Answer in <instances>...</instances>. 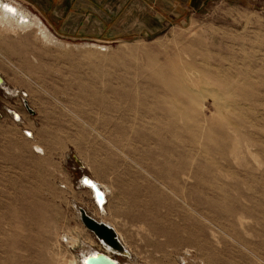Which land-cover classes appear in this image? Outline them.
Here are the masks:
<instances>
[{
  "label": "rangeland",
  "instance_id": "obj_1",
  "mask_svg": "<svg viewBox=\"0 0 264 264\" xmlns=\"http://www.w3.org/2000/svg\"><path fill=\"white\" fill-rule=\"evenodd\" d=\"M2 1L62 46L0 28V264L104 252L76 206L124 237L119 264H264V0H206L115 42L61 37ZM182 76L192 104L170 88ZM144 125H168V139ZM83 176L109 189L106 217Z\"/></svg>",
  "mask_w": 264,
  "mask_h": 264
},
{
  "label": "crops",
  "instance_id": "obj_2",
  "mask_svg": "<svg viewBox=\"0 0 264 264\" xmlns=\"http://www.w3.org/2000/svg\"><path fill=\"white\" fill-rule=\"evenodd\" d=\"M61 37L115 42L151 34L206 0H22ZM198 9V8H197Z\"/></svg>",
  "mask_w": 264,
  "mask_h": 264
},
{
  "label": "bare ground",
  "instance_id": "obj_3",
  "mask_svg": "<svg viewBox=\"0 0 264 264\" xmlns=\"http://www.w3.org/2000/svg\"><path fill=\"white\" fill-rule=\"evenodd\" d=\"M9 2V1H8ZM32 17H33V15H32ZM25 18H27V20L25 21ZM26 23V24H25ZM28 23V24H27ZM0 28L5 32V33H18V32H21V31H29V30H34V31H36V32H38V34L37 35H39L40 36V38L42 39V40H44V42H46V43H50V44H53V45H55V46H62L61 44H58V42L57 41H55V39H54V37H52L51 35V33H50V31H49V29H47V27H45V25H43L38 19H34V18H31V17H29L28 16V14L23 10V9H21V7L19 6V5H16L15 3H5V2H3L2 0H0ZM93 47V46H92ZM98 48V47H97ZM102 49V48H101ZM103 51H104V49H103ZM195 59H196V57H195ZM188 61V60H187ZM197 62V61H196ZM195 62V63H196ZM205 65V64H204ZM183 66H185V65H183ZM187 66V65H186ZM185 68V69H184ZM183 68V73L185 74V76H188V69H187V67H184ZM194 71V70H193ZM211 72V71H210ZM195 73H197V72H195ZM191 74H193L192 72H191ZM176 75H179V74H176ZM185 76H182V77H180L181 78V80H179V79H177V80H175L174 79V84H170L169 83V85H170V88H172L173 90H182L184 93H186L188 96V98H189V100H190V103L192 104L193 102H194V100H195V98H196V93L194 92V91H192V89L190 90V88L185 84V82H184V79L185 78H183V77H185ZM192 76V75H191ZM177 77H179V76H177ZM197 77V76H196ZM194 78V77H193ZM186 80V79H185ZM200 80V79H199ZM190 81V80H189ZM188 80H187V83L189 82ZM193 81H194V79H193ZM196 81V80H195ZM190 82H192V81H190ZM203 82H206V81H203ZM200 83V82H199ZM193 84V83H192ZM195 84H197L196 82H195ZM203 84V83H202ZM150 85V84H149ZM160 85V84H159ZM207 85V84H206ZM5 86V84L2 86V88ZM161 86V85H160ZM198 86V85H197ZM208 86V85H207ZM152 87V86H151ZM155 87V86H154ZM194 87H195V85H194ZM210 87V86H209ZM162 88V87H161ZM152 89V88H151ZM158 89V88H157ZM156 89V90H157ZM163 93L164 94H166V95H168V79L167 80H164V83H163ZM200 91V90H199ZM203 91H205V89L203 90ZM209 91H211V90H209ZM156 92H158V91H156ZM193 94H192V93ZM216 92V91H215ZM159 93V92H158ZM158 93H157V95H158ZM180 93V92H179ZM208 93V92H207ZM195 94V95H194ZM198 94V93H197ZM204 94V93H203ZM182 95V94H181ZM208 95V94H207ZM155 96V95H154ZM198 96V95H197ZM212 96H214V95H212ZM211 96V97H212ZM207 97V96H206ZM219 97V96H218ZM157 98V97H156ZM184 98V97H183ZM202 98V97H201ZM213 98V97H212ZM221 98V97H220ZM158 100V99H157ZM202 100H204V98L202 99ZM221 100V99H220ZM214 102V101H213ZM163 103L166 105V107H168V96L166 97V100L165 101H163ZM162 104V103H161ZM214 104V103H213ZM190 105V104H189ZM214 105H217V104H214ZM218 106V105H217ZM221 106V105H220ZM191 107V106H190ZM226 109V108H225ZM190 110V109H189ZM130 111V110H129ZM151 111V110H150ZM130 112H133L132 110L130 111ZM162 113V112H161ZM163 114V113H162ZM142 115V114H141ZM144 115H146V114H144ZM150 115V114H149ZM14 116L19 120V116L16 114V113H14ZM143 116V115H142ZM153 116V115H152ZM157 117L158 115H154V117ZM165 116V115H164ZM144 117V116H143ZM142 117V118H143ZM148 118V117H147ZM159 118L160 119H162L161 118V115H159ZM166 118V117H165ZM189 118V117H188ZM149 119H150V117H149ZM157 119V118H156ZM167 119V118H166ZM158 120V119H157ZM157 126H160V127H157ZM131 127V126H130ZM144 127H147V128H150V127H152V130H154V133H152V134H154L155 135V137L156 136H158V139H161L162 140V142H165L167 139H168V125H144ZM157 127V129H155ZM133 129V128H132ZM28 132V131H27ZM30 135H31V138L33 137L32 136V133H30ZM154 137V138H155ZM167 138V139H166ZM127 139V138H126ZM148 140V139H147ZM149 141V140H148ZM134 143V142H133ZM146 143V142H145ZM167 143H168V141H167ZM150 144V143H149ZM129 145H130V143H129ZM128 145V146H129ZM133 146V145H132ZM143 147V146H142ZM141 147V145L139 146V148H142ZM131 149V148H130ZM144 149V148H143ZM145 149H146V147H145ZM36 150H40V149H38V147H37V149ZM167 150H168V147H167ZM144 151V150H143ZM122 153V152H121ZM129 158V157H128ZM127 158V159H128ZM130 160V159H129ZM135 160H136V158H135ZM130 162V161H129ZM132 162V161H131ZM130 162V163H131ZM133 162H134V160H133ZM147 162V161H146ZM144 163V162H143ZM133 164H135V163H133ZM137 165V164H136ZM126 167V166H125ZM138 167V166H137ZM130 168V167H129ZM143 171H144V169H143ZM146 172H144V173H146L148 176H151V177H153L154 178V180L156 179V178H158V179H160V180H162V181H164L165 180V177H164V175H162L160 172H157L155 169H153V168H150V167H148V169L147 170H145ZM143 173V172H142ZM143 173V174H144ZM146 177V176H145ZM144 177V178H145ZM183 177V176H182ZM157 180V179H156ZM95 181V180H94ZM145 181V180H144ZM97 183H98V186L100 187V190L103 192V195H104V197H105V202L109 199V197L111 196L110 195V192L108 191L109 189L107 188V187H105V186H103L102 185V183H99V181H96ZM146 183H147V181H146ZM156 183V182H155ZM149 184V183H148ZM85 187V186H84ZM86 188V187H85ZM89 188V187H88ZM90 189V188H89ZM90 191H91V198L94 200V196H93V191L90 189ZM136 199H137V201L136 202H134L135 204H134V206H141V207H143V208H145V209H149V208H151L152 206H153V203L151 204V202L150 201H144V202H142L139 198H138V196H136ZM150 199V198H149ZM94 202H95V200H94ZM121 202H122V200H121ZM95 204H96V202H95ZM96 211H97V214L98 215H102L103 217H106L107 216V211H106V207H105V205H103V207L100 209L98 206H97V204H96ZM86 213H88V212H86ZM78 215H79V213H78ZM92 218H95L94 216H91ZM141 219H143V215L142 214H140V212L137 214V217H133L132 218V222H135V221H139V220H141ZM95 220H96V218H95ZM98 221H100V222H103V223H105V224H107V225H109V226H111L112 227V224H110L109 222H107L104 218H100V220H98ZM112 228H114V227H112ZM116 231V230H115ZM116 234H117V236H118V239H119V241H120V243L122 244V246L124 247V249L125 250H128V246H127V244L125 243V239H123L124 237L120 234V233H118V232H116ZM74 243L76 242V240H72ZM72 243V242H71ZM77 244V243H76ZM105 250V249H104ZM95 252H97V253H103V254H105V255H107L109 258H111V259H113V257H111V253L112 254H114V255H119L117 252L116 253H114L115 251H111L109 248H107L104 252H98V251H94V250H91V249H89L88 247H86V254L83 256V258L85 257V256H87V254H95ZM133 255V254H132ZM74 258V257H73ZM82 258V259H83ZM77 259V258H76ZM75 258L74 259H72L71 261H70V263L69 264H83V262H82V259H81V261H78V260H76ZM114 260V259H113ZM116 260V259H115ZM69 261V260H68ZM118 263V262H117ZM119 264V263H118Z\"/></svg>",
  "mask_w": 264,
  "mask_h": 264
},
{
  "label": "water",
  "instance_id": "obj_4",
  "mask_svg": "<svg viewBox=\"0 0 264 264\" xmlns=\"http://www.w3.org/2000/svg\"><path fill=\"white\" fill-rule=\"evenodd\" d=\"M3 85L4 80L0 76V89ZM23 102L28 112L30 114H34V111L29 108L28 103L25 100ZM27 134L29 137H31L29 132H27ZM80 182L83 186H85L86 188L89 187L93 191L94 200L97 206L101 209L106 202L103 192L98 186V183L88 176H83ZM76 209L79 213V218L84 227L95 236V238L99 241V243L105 250L109 248L111 251H115L114 253L119 252L123 255H128V252L120 243L114 228L103 222L95 220L94 218L89 216L83 208L76 206ZM82 262L83 264H118L116 260L109 258L103 253L97 252H95V254H87V256L82 259Z\"/></svg>",
  "mask_w": 264,
  "mask_h": 264
}]
</instances>
